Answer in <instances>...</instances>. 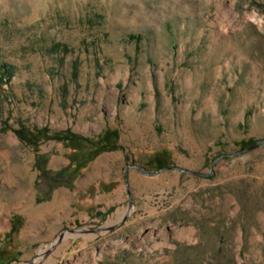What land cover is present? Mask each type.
Listing matches in <instances>:
<instances>
[{
  "label": "rangeland",
  "instance_id": "obj_1",
  "mask_svg": "<svg viewBox=\"0 0 264 264\" xmlns=\"http://www.w3.org/2000/svg\"><path fill=\"white\" fill-rule=\"evenodd\" d=\"M261 140L264 0H0V264H264Z\"/></svg>",
  "mask_w": 264,
  "mask_h": 264
},
{
  "label": "water",
  "instance_id": "obj_2",
  "mask_svg": "<svg viewBox=\"0 0 264 264\" xmlns=\"http://www.w3.org/2000/svg\"><path fill=\"white\" fill-rule=\"evenodd\" d=\"M262 143H264L263 140L258 141V142H256V143L254 144V146H255V145H258V144H262ZM133 165H135L136 167L140 168L141 170L147 172L148 174H151V173H150L149 171H147L143 166H141V165H139V164H133ZM130 166H132V165H130ZM97 230H98V229H93L92 231H97ZM68 232L76 233V234H77V233H81V232H84V231H79V230H75V229H65V230H63V231L60 233L58 239L52 244V246H51L50 248H46V249H44L43 251H41V252L38 254V256H37L36 258H38V257H42V256H46V255H49V254L53 251V249H55V248L60 244V242L63 241V240L65 239V237L67 236V233H68ZM36 258H34L33 260H30V261L28 262V264H34V261H35Z\"/></svg>",
  "mask_w": 264,
  "mask_h": 264
},
{
  "label": "bare ground",
  "instance_id": "obj_3",
  "mask_svg": "<svg viewBox=\"0 0 264 264\" xmlns=\"http://www.w3.org/2000/svg\"><path fill=\"white\" fill-rule=\"evenodd\" d=\"M24 167L26 168V170L28 169V172H29L30 169H29V167H28V163H27L26 165H24ZM30 174H31V173H29V175H28V174H27V175L30 176ZM26 200H27V199H26ZM6 201H7V200H6ZM39 261H41V257L36 258L35 261H34V264H35V263L37 264Z\"/></svg>",
  "mask_w": 264,
  "mask_h": 264
},
{
  "label": "trees",
  "instance_id": "obj_4",
  "mask_svg": "<svg viewBox=\"0 0 264 264\" xmlns=\"http://www.w3.org/2000/svg\"><path fill=\"white\" fill-rule=\"evenodd\" d=\"M28 135H33V134L29 132ZM29 143H30V144H35L36 142H35V141H34V142L29 141ZM105 149H106V147H103V148L100 149V151H104Z\"/></svg>",
  "mask_w": 264,
  "mask_h": 264
}]
</instances>
